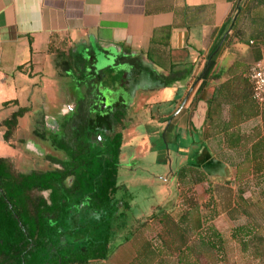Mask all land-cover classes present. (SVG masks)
Here are the masks:
<instances>
[{
  "label": "crops",
  "instance_id": "1",
  "mask_svg": "<svg viewBox=\"0 0 264 264\" xmlns=\"http://www.w3.org/2000/svg\"><path fill=\"white\" fill-rule=\"evenodd\" d=\"M243 1L0 0V157L24 162L26 153L31 170L59 167L42 156H62L50 136L61 137L62 121L79 98H95L96 51L111 49L114 56L134 58L108 87L110 97L125 102L116 196L130 207L136 191L149 198L137 219L162 207L179 165L195 154H215L216 141L240 152L234 127L243 130L241 124L255 119L240 121L235 112L244 94L250 98V85L245 69L232 63L249 57L248 65L264 55V32L256 33L252 18L261 9L237 20L241 31L233 34L234 3ZM64 44L85 59L91 79H81L79 66L69 67ZM139 62L171 73V82L151 90L134 82ZM199 99L207 109L197 130L190 117ZM19 108L14 139L5 141L2 121Z\"/></svg>",
  "mask_w": 264,
  "mask_h": 264
},
{
  "label": "trees",
  "instance_id": "2",
  "mask_svg": "<svg viewBox=\"0 0 264 264\" xmlns=\"http://www.w3.org/2000/svg\"><path fill=\"white\" fill-rule=\"evenodd\" d=\"M263 6L264 0H244L241 6L234 3L231 22L233 34L237 35L241 31L240 26H236L237 20L249 17L256 8L261 9V16L252 17L259 28L256 33L264 32ZM61 54L66 57L70 68L79 66L82 80L92 78L88 75L92 73L91 69L88 73L84 71L85 59L72 54L70 50ZM114 58V63H134V58L130 56ZM232 66L242 65L234 61ZM108 67L96 70V79ZM246 67L242 66L241 69ZM133 70L136 72L134 82L145 85L148 90L164 87L172 80L171 73H157L140 62ZM245 96L235 107L238 118L240 121L248 118L258 120L247 130H238L234 147L240 150L241 162L252 169L255 184L264 186V102L258 105L251 97L248 99ZM78 101L83 105L81 114L89 113L83 98ZM112 106L110 113L104 114L101 111L95 118H82L80 123L70 121L61 137L50 136L52 144L65 155L64 161L50 158L60 164L57 168L21 172L12 164V160L0 157V264H90L91 261L107 258L114 239L128 240L138 229L135 227L130 231L127 228L125 219L130 205L116 196L125 102L117 100ZM22 112L19 108L2 121L5 127L2 137L5 141L14 139L16 118ZM104 122L109 130L108 135L102 139L101 147L96 145V148H92L87 138L98 131V126L101 127ZM225 165L223 160L211 153L205 156L200 153L187 160L186 165H179L174 174L179 182H184L191 171L206 177L224 179ZM43 191L47 192L46 196L42 194ZM174 205L169 203L167 207H159L149 213L146 220L169 214ZM228 215L234 218L231 212ZM119 218L124 219V222L119 223ZM173 224L180 231L177 234L180 244L176 250L179 249L177 261L181 263L185 260L182 256L194 254L195 248L186 245L184 229ZM121 228L128 229L127 235L119 234ZM205 228L208 237L204 239L203 235L198 236L199 244H205L209 249H224L220 233L212 225ZM230 236L241 251L252 250L261 255L263 239L252 225L237 224L231 229Z\"/></svg>",
  "mask_w": 264,
  "mask_h": 264
},
{
  "label": "rangeland",
  "instance_id": "3",
  "mask_svg": "<svg viewBox=\"0 0 264 264\" xmlns=\"http://www.w3.org/2000/svg\"><path fill=\"white\" fill-rule=\"evenodd\" d=\"M62 48L63 52L68 51L65 44ZM96 54L98 57L96 70L109 65L94 84L102 95L99 102L107 106L115 101L114 95L110 97L112 93L108 87H115L122 70L129 67V64L120 61L114 63V55L117 52L111 49L107 54L99 50ZM248 62H250L249 57L238 60V63L244 67ZM114 92L118 93V91ZM257 120L252 119L245 122L240 125V128L247 130ZM237 132L238 126H235L234 144ZM215 143L213 146L216 153L213 155L226 164L224 179L206 177L193 171L188 173L184 182H179L174 177L171 199L163 205L167 207L169 203H175L174 208L169 214L160 215L152 220H146L147 215L137 219L140 214L138 212L148 207L149 198L144 199L143 193L136 191L134 202L126 213L125 224L130 231L135 227L138 229L128 240L114 239L107 258L91 261L90 264H264V186L255 184L252 169L241 162L242 155L239 151L231 152L225 148L223 150L218 145L220 141ZM23 159L24 162L16 160L12 164L19 171L27 172L31 170L32 165L27 162L26 157L23 156ZM42 194L46 196L47 192L43 191ZM238 195L245 199V202L241 201ZM230 212L234 218L228 215ZM121 221L124 222V219L119 218V223ZM173 223L184 229L186 245L195 248L194 254L182 256L185 260L181 263L177 261L179 249L176 250L180 244L177 239L180 231ZM198 223H200L199 227ZM242 223L252 225L255 231L262 236L261 255L252 250L241 251L236 241L231 238V229ZM208 225H212L220 233L224 241V249H209L205 244H199L198 236L203 235L204 239L208 237V231L205 228ZM125 228L118 230L121 236L127 235L128 229ZM186 249L181 248L180 250Z\"/></svg>",
  "mask_w": 264,
  "mask_h": 264
},
{
  "label": "flooded vegetation",
  "instance_id": "4",
  "mask_svg": "<svg viewBox=\"0 0 264 264\" xmlns=\"http://www.w3.org/2000/svg\"><path fill=\"white\" fill-rule=\"evenodd\" d=\"M98 58V57H97ZM97 58L95 59L96 62H97ZM96 62H95V65L93 66L94 68L96 67ZM107 65L99 68V69H102L104 67H106ZM102 95L100 93H97L94 95L95 98H92L90 100V102H88L86 100V107H87V111L89 113H86V115H83L81 114V110L83 108V105H80V102L77 100L76 101V105H75V108H74V113L70 116H67L65 117V119L62 121V124L60 126V134L61 136H63L64 132H65V128L68 126L69 122L70 121H76L78 123H80V120L82 121V118H85L87 116L91 117V118H95L97 113L101 112V111H105L104 114H107V113H110L112 111V103L107 105V106H104L103 104H101L100 101V97ZM105 108H107V110H105ZM107 125L106 123L104 122L103 125L98 126V131L90 134L87 138V143L92 147V148H96V145H98L99 147L102 146V139L104 140L106 138V135H108V129H107ZM67 132V131H66ZM62 152V151H61ZM27 154L23 153V156H26ZM43 158L45 157L46 160L49 161V165L51 164H57V165H60L56 162H54L55 160H58V161H64L65 160V155L64 153L62 152V156L60 158H53L51 157L50 154H45V155H42ZM55 159V160H52V159ZM36 165V164H35ZM32 169V168H31Z\"/></svg>",
  "mask_w": 264,
  "mask_h": 264
},
{
  "label": "built area",
  "instance_id": "5",
  "mask_svg": "<svg viewBox=\"0 0 264 264\" xmlns=\"http://www.w3.org/2000/svg\"><path fill=\"white\" fill-rule=\"evenodd\" d=\"M244 76L250 85L251 99L258 105L262 104L264 102V55L247 65Z\"/></svg>",
  "mask_w": 264,
  "mask_h": 264
},
{
  "label": "water",
  "instance_id": "6",
  "mask_svg": "<svg viewBox=\"0 0 264 264\" xmlns=\"http://www.w3.org/2000/svg\"><path fill=\"white\" fill-rule=\"evenodd\" d=\"M206 109H207V103L199 99L196 104V108L191 113L190 119L192 122V126L197 130L200 129L203 123Z\"/></svg>",
  "mask_w": 264,
  "mask_h": 264
}]
</instances>
